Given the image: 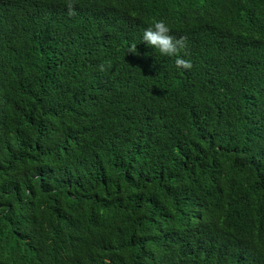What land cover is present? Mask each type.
Here are the masks:
<instances>
[{"label": "trees", "instance_id": "16d2710c", "mask_svg": "<svg viewBox=\"0 0 264 264\" xmlns=\"http://www.w3.org/2000/svg\"><path fill=\"white\" fill-rule=\"evenodd\" d=\"M0 264H264V0H0Z\"/></svg>", "mask_w": 264, "mask_h": 264}, {"label": "clouds", "instance_id": "9594fccd", "mask_svg": "<svg viewBox=\"0 0 264 264\" xmlns=\"http://www.w3.org/2000/svg\"><path fill=\"white\" fill-rule=\"evenodd\" d=\"M69 9L72 4H68ZM140 40L156 50L162 57H174V64L178 70L191 68V60L180 55L185 48L184 38H177L172 34V27L165 19H152L147 22L141 33ZM132 51H135L131 49Z\"/></svg>", "mask_w": 264, "mask_h": 264}]
</instances>
